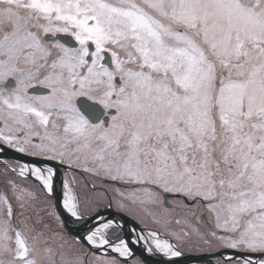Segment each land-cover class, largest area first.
<instances>
[{
  "label": "snow or ice",
  "instance_id": "snow-or-ice-1",
  "mask_svg": "<svg viewBox=\"0 0 264 264\" xmlns=\"http://www.w3.org/2000/svg\"><path fill=\"white\" fill-rule=\"evenodd\" d=\"M0 264H264V0H0Z\"/></svg>",
  "mask_w": 264,
  "mask_h": 264
}]
</instances>
